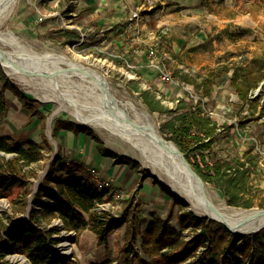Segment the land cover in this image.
<instances>
[{
  "label": "rangeland",
  "instance_id": "1",
  "mask_svg": "<svg viewBox=\"0 0 264 264\" xmlns=\"http://www.w3.org/2000/svg\"><path fill=\"white\" fill-rule=\"evenodd\" d=\"M75 1L60 0L57 7L61 15L66 16L65 5L69 2L71 5L68 8L73 7L74 10L77 8L78 15L89 19L88 8L80 7ZM108 1L102 0V3L106 6ZM144 1L146 6H141L140 17L132 20L130 17L139 2L122 0L120 7L114 10H122L120 13L123 25L116 32V37H111L105 44L101 43V38L98 36H87L90 32L88 26L96 25L94 22L85 24L74 19L76 24H81V30L85 31L86 37H82L80 32L75 30L73 38H68L67 35L55 38L50 32H39L36 28L25 30L17 24L19 21L17 15L20 12L24 10L25 14L35 13L36 6L42 10L52 9L50 6L52 0H18L11 16L0 25V31H11L20 40L31 45L36 52L53 50L65 53L73 60L94 68L109 81L111 91L118 100L121 102L131 100L140 108L147 110L159 132L172 141L174 139H172L169 120L177 112L150 111L143 101L141 90L148 89L156 95L164 107L173 109L179 102L178 98L187 95V91L181 89V85L163 82L153 63L158 62L163 69L171 72L179 83L185 82L181 77L185 73L200 78L212 70L220 73L228 68L229 72L221 73L216 77L212 95L204 98L205 108L211 111L212 117L220 123L226 118L229 123L237 120L241 131L247 134L246 137H254L264 148V115L259 118L258 113L252 111L254 107L251 108L247 103L242 108L243 103L230 84V78L237 65L254 62L264 65V0H197L195 7H176L173 6L174 4L167 6L153 0ZM21 7L24 9L22 10ZM39 15L41 17L40 13ZM108 15L111 16L112 13ZM131 21L133 27L129 30ZM40 22L39 18L34 25ZM69 24L73 25V22ZM97 27L101 28V26ZM63 28L69 27L64 25ZM35 32L39 39L33 38ZM114 38L116 41L113 40ZM118 41L123 43L118 44ZM4 47L12 49L8 45ZM152 56H155V59ZM1 71L29 97L36 99L37 102L33 106L45 115L44 132L49 143L44 142L41 134L42 120L36 115L28 122L29 109L24 107L10 90L6 91L9 108L6 115L0 117V135L11 136L19 143L28 139L35 140L42 145L45 154V158L38 166V176L32 178L29 184H25L27 188L33 190L29 195L30 199L40 191V184L47 175L56 177L60 174L64 176L72 174L83 176L93 183L101 179L112 181L113 185L107 189L113 198L98 205V210L109 213L114 219L124 213V203L129 199L134 201L130 212L135 211L136 204L139 205L137 216L142 228H146L155 217L166 219L172 198L163 189H168L177 197H181L182 203L175 205L170 220L172 225L181 228L177 217L180 212L190 211L196 216H201L192 209L187 199L168 187L149 166L143 163L142 154L128 141L105 127L80 122L71 112V106L61 104L62 100L68 103L70 101L69 104L75 103L85 116L100 117L97 94L91 83L75 75L62 77L55 84H49L44 80L25 81L7 73L0 64V73ZM261 83H264V79ZM191 87L195 99H199L201 91L192 85ZM258 88L251 90V97L259 94L261 89ZM42 92L46 96L56 97L57 100L39 98L38 95ZM62 119L85 125L91 128V133H76L72 129L62 128L56 139L52 131L55 122ZM243 141L241 140L243 146L238 145L233 134L224 130L218 136L209 160L254 157V140ZM97 142L108 149L110 155H102L97 148ZM118 157H129L132 162L114 164ZM206 184L215 203L236 208H264V167L260 166L257 159L252 166V173L240 186L237 203H231L219 188L210 183ZM15 196L18 194L15 193ZM40 198L42 201L46 199L43 195ZM1 204L4 206L0 210V223L2 221L3 224H7L1 231L2 241L8 251L4 264H32L26 255L12 250V240L6 233L12 222L28 217V212L38 207L30 200L27 212H15V204L8 197L1 198ZM41 226L43 228L53 226L58 230L53 234L59 239L58 243L54 244L58 255L76 264H93L106 259L114 263L126 264L125 254L122 251L128 241L126 222L117 224L110 233L108 247L101 244L97 236L88 229L82 231L79 236L75 232L63 229L59 218L53 219L51 223L44 221ZM190 230L191 227L184 230L186 239H190ZM67 240L70 243L67 248L69 252L65 253L63 243ZM136 247L139 256L134 258L132 264H161L156 258L142 251L139 237Z\"/></svg>",
  "mask_w": 264,
  "mask_h": 264
},
{
  "label": "trees",
  "instance_id": "2",
  "mask_svg": "<svg viewBox=\"0 0 264 264\" xmlns=\"http://www.w3.org/2000/svg\"><path fill=\"white\" fill-rule=\"evenodd\" d=\"M229 70L226 68L220 73L212 70L200 78L188 73L182 74V80L201 91V96L195 100L188 94L184 95L178 98L179 102L175 109L164 107L148 89L141 90V96L152 112H177L169 120L172 139L206 183L219 188L231 203H237L240 186L252 173L257 155L254 154L251 158L240 156L233 160L214 158V161H210L209 155L220 133L224 130L231 133V130L234 128L237 130V127L228 120L218 122L205 111L204 105V98L213 93L216 77ZM263 79L264 65L258 62L237 65L230 78V84L243 103L242 108L245 103L251 108L261 106L259 118L264 115V83L257 96L252 98L250 92L259 87ZM7 90L29 109L28 122L36 115L42 120L41 134L44 142H48L44 132L45 115L33 106L37 100L29 97L17 84L7 79L3 71L0 73V117L5 116L9 108ZM62 128L72 129L76 133H91V128L85 125L62 119L55 122L52 131L54 138H58V132ZM96 145L102 155H110V151L101 143L97 142ZM44 158L45 154L39 142L28 139L19 143L11 136L0 135V199L10 198L15 204V212H27L30 200L38 207L32 208L28 212V217L12 222L6 233L12 240V250L26 255L32 264H76L58 255L54 244L58 243L59 239L53 236L58 230L53 226L44 228L41 226L44 221L51 223L55 218L61 220L63 229L75 232L78 236L82 231L90 230L106 247L109 235L116 225L126 222L128 241L122 249L126 264H132L134 258L139 256L136 247L138 237L141 240L142 251L156 258L161 264H264V228L252 235L239 236L229 231L222 222L196 216L190 211L178 213V224L181 226L178 228L172 225L170 220L175 205L182 202L168 189H163L172 198L167 218L155 217L146 228H142L137 216L139 205L136 204L135 211L130 212L134 202L132 199L124 203L125 211L117 219L112 218L107 212H100L98 205L113 197L108 189L98 188L95 183L83 176L47 175L40 184V191L30 199L29 195L33 190L27 188L25 184H29L32 178L38 176V166ZM131 162L129 157H118L113 163ZM52 183L54 185H51ZM15 193L18 196H15ZM42 195L46 197L44 201L40 198ZM6 226L7 224L1 221L0 264H4L8 252L1 233ZM188 227H191L190 239H186L184 235V230ZM95 264L121 263L106 259Z\"/></svg>",
  "mask_w": 264,
  "mask_h": 264
},
{
  "label": "bare ground",
  "instance_id": "3",
  "mask_svg": "<svg viewBox=\"0 0 264 264\" xmlns=\"http://www.w3.org/2000/svg\"><path fill=\"white\" fill-rule=\"evenodd\" d=\"M17 2L18 0H0V25L11 16ZM5 45L12 49H6ZM0 47L4 50L0 49V64L7 73L22 80H44L55 84L62 77L75 75L91 83L97 94L100 117L85 116L73 102V105H70V101L68 103L60 100L61 104L71 106V112L80 122L105 127L128 141L142 154L143 163L168 187L187 199L199 215L210 219L222 218L231 227L232 233L236 234L239 231L249 232L264 225L262 208H236L218 204L215 203L208 187L204 193L196 179L188 173L180 153L175 149L174 141L166 139L159 132L147 110L131 100H118L111 91L109 81L100 72L73 60L65 53L53 50L36 52L31 45L20 40L11 31H0ZM4 55L8 58L5 59ZM38 96L43 100H57L56 97L46 96L44 92ZM3 206L0 205V210ZM214 209L220 212L222 217H219ZM236 225L239 227L236 228ZM69 244L68 240L63 243L65 253L69 252Z\"/></svg>",
  "mask_w": 264,
  "mask_h": 264
},
{
  "label": "crops",
  "instance_id": "4",
  "mask_svg": "<svg viewBox=\"0 0 264 264\" xmlns=\"http://www.w3.org/2000/svg\"><path fill=\"white\" fill-rule=\"evenodd\" d=\"M59 1L60 0H52V3L50 4L52 9L43 8L42 10L35 5L36 6L35 10L37 11L35 13L25 14L23 10L24 7H21L23 11L17 15L19 18V21L17 24H19V26L25 30L27 29L32 30L36 28V30L39 32H43V31L50 32V34L55 38H57L58 36H64V35H67L68 38H73V36L75 35L74 33L75 30H78L76 26H81V24H76L74 22V19H76L79 22L82 21L85 24L87 22H94L96 25L88 26L90 29V32L87 33V36H90V35L98 36L101 38V43H104V44L106 41L109 42L111 37H116L115 36L116 32H118L119 27L123 25L122 20H121L122 18L121 13H120V11L122 10H114L115 8L117 9L120 7L121 5L120 3L122 2V0L119 3H114V2H118V0H109L106 6L104 3H102V0H78L79 3L77 2V4H80L79 5L80 7H86L88 8V11H90L89 19H87L86 17L82 15H78L76 11L77 8H75V10L73 9V7L68 8L69 5H71L69 2L66 3L65 5L67 6L66 16L61 15L57 7V5L59 4ZM153 1L162 2L163 4H167V6L174 4L173 6H176V7L177 6H180V7L194 6L195 7L197 4V0L196 2L195 0H153ZM138 2H139L138 6H141V5L146 6V1L138 0ZM44 3L45 2H43V4ZM109 8L110 10L108 11ZM72 12L74 13L72 14ZM39 13L41 14V17ZM108 13H112V15L109 16ZM39 18L41 22L40 24L38 23V25H36L38 27H36L34 24L38 22ZM69 22H73V25H70ZM64 25H66L69 28L64 29L63 28ZM97 26H101V28H98ZM34 35H33V38L39 39V36L36 32ZM113 40H115V38ZM117 43L121 44L123 43V41L122 42L118 41ZM260 107L261 106L258 105V107L254 109V112L256 114L257 113L259 114ZM239 132H241L240 134L247 135L246 133L241 131V128H238L237 130L236 128H234L231 130L234 140L238 143V145H241L242 144L241 140L243 139H241L240 136L238 135ZM95 263H100V262H95Z\"/></svg>",
  "mask_w": 264,
  "mask_h": 264
},
{
  "label": "built area",
  "instance_id": "5",
  "mask_svg": "<svg viewBox=\"0 0 264 264\" xmlns=\"http://www.w3.org/2000/svg\"><path fill=\"white\" fill-rule=\"evenodd\" d=\"M76 3L78 2V0H76L75 1ZM141 6H143V5H141ZM141 6H138L133 12H132V15H131V19L133 20V19H135V18H138V17H140V12L142 11V10H140V8H141ZM74 12H72V14H73ZM130 25H129V30H131L132 29V27H133V22L131 21L130 23H129ZM77 27V29L79 30V32H80V35L82 36V37H86V33H85V31H83V30H81V27L80 26H76ZM153 57V59H155V56H152ZM154 61V60H153ZM153 66L157 69V71L159 72V77H160V79L163 81V82H166V83H169L170 85H181V89H185L186 91H187V94L188 95H190V97H193L194 99H195V95L192 93V91H191V85L190 84H188V83H179V81L178 80H176V78L172 75V73L171 72H169V71H167V70H165V69H163L160 65H159V63L158 62H154L153 63ZM252 97H254V96H252ZM195 100H197V99H195ZM205 111L207 112V113H209V114H213L211 111H208L206 108H205ZM225 120H228L227 118L226 119H224V121ZM230 121V120H229ZM231 123H235L236 124V126H237V129H238V121L236 120H234V121H231ZM219 130H221L220 128H219ZM241 132H239L238 133V135L240 136V138L241 139H243V140H250V141H253L254 140V152H255V154L257 155V160H258V162H259V164H260V166H262V167H264V148L260 145V144H258V142H257V140L254 138V137H250V138H248V137H246L247 135H243V134H240ZM96 185H97V187L98 188H100V189H103V188H109V187H111L112 185H113V183H112V181H110V180H107V179H101V180H99L97 183H95ZM109 194H110V192H109ZM100 205V204H99Z\"/></svg>",
  "mask_w": 264,
  "mask_h": 264
},
{
  "label": "water",
  "instance_id": "6",
  "mask_svg": "<svg viewBox=\"0 0 264 264\" xmlns=\"http://www.w3.org/2000/svg\"><path fill=\"white\" fill-rule=\"evenodd\" d=\"M0 49H1L2 51H4V50L2 49V47H0ZM4 58L7 59V58H8L7 55H4ZM6 72H7V71H6ZM262 84H263V83L260 84V86H259V88H258L259 90L261 89V85H262ZM159 137L161 138L160 135H159ZM174 143H175V142H174ZM175 144H176V143H175ZM175 149H176V151H177L178 153H180L181 158H182V161H183V163H184L186 169L188 170V173L196 179V181H197L198 186L200 187V189H201L204 193H206V187H207V184H206V182L204 181V179H203V178L201 177V175L196 171V169L193 167V165H192V164L190 163V161L187 159L185 153H184V152L178 147L177 144H176V146H175ZM180 198H181V197H180ZM185 200H186V199H185ZM209 204H210L211 207H213L211 202H209ZM213 208H214V207H213ZM214 210H215L216 214L219 215V217H222V214H220V212H218L216 209H214ZM261 211L264 212V208H262ZM213 220H217V221L222 222V223L226 226V228H227L229 231H231V227H230L225 221H223L222 218H221V219H220V218H214ZM235 227L238 228L239 225H236ZM262 228H264V225H262V226H260V227H257V228H255V229H253L252 231H249V232H241V231H239L238 234H236V233H234V234L239 235V236H243V235H247V234L252 235V234H254V233L259 232ZM231 232H232V231H231Z\"/></svg>",
  "mask_w": 264,
  "mask_h": 264
}]
</instances>
